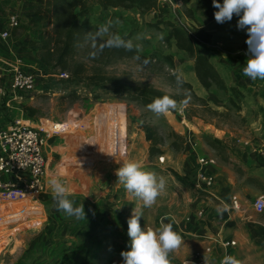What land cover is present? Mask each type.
Instances as JSON below:
<instances>
[{"label":"rangeland","instance_id":"rangeland-1","mask_svg":"<svg viewBox=\"0 0 264 264\" xmlns=\"http://www.w3.org/2000/svg\"><path fill=\"white\" fill-rule=\"evenodd\" d=\"M87 5L88 23L80 42L74 47V59L85 64L88 73L100 70L108 77L118 78L116 84L96 87L85 79L60 81L57 75L65 72L69 76L70 71L62 70L54 60L48 63L36 54L41 37L53 30V25L36 13L43 6L41 2L3 0L1 3L0 31L12 13L20 15V23L10 31L4 45L0 44V126L5 128L14 120L23 122L48 138V146L44 152L46 198L39 196L17 202L0 200V204L9 205L10 209L0 214V264H109L114 259L120 264V252L126 250L129 239L126 220L131 210L137 208L135 204L141 206V227L145 224L156 227L160 217L170 220V216H175L168 211L172 206L168 205L171 203L168 187L149 208L142 207L139 198L122 185L112 189L117 186L113 167L129 157L146 170L164 177L165 186L168 182L174 184L172 191L183 188L193 194L189 168L197 156H212L216 159V167L231 173L234 192L246 213H254L253 199L264 194V183L260 181L258 171L260 167L264 168V146L256 147L264 139V79L251 80L242 74L247 56V33L236 27L238 17L233 15L224 23H217L215 19L207 21L196 0H182L181 12L176 19L172 10L161 3L159 7L163 10L149 11L122 7L102 10L91 0ZM84 18L80 16L78 20ZM108 21H112L110 33L131 40L138 55L119 57L114 48H104L95 57L89 55L95 50L93 43L97 47L100 44V39L93 41L91 37ZM170 23L182 28L193 40L226 86H235L242 93L240 99H234L238 111L228 104L229 93L214 87L205 89L199 83L193 71V59L168 38ZM195 30L206 32L203 34L207 41L196 38ZM17 59L23 70L34 74L36 89L30 94H19L15 99L9 97L6 67ZM177 70L183 82L191 84V89L184 83L177 86L172 74ZM143 84L173 95L177 107L157 115L132 100L123 89ZM186 96L188 103L182 106L180 101ZM31 111L32 115L29 114ZM118 145L120 150L111 155L109 149ZM251 151L256 152L253 156L256 165L252 164L256 168L252 173L246 166ZM190 152L193 155L188 154ZM159 155L164 157L161 162ZM104 162L107 163L105 168L101 164ZM181 162L190 164L186 174L180 169ZM52 176L70 190L68 198L74 206L82 203L85 217L76 219L57 210L48 184ZM104 178L112 181L107 183V196L103 198L100 194L105 191ZM244 180L246 189L242 187ZM72 184L75 186L71 187ZM114 194L119 199L115 203L117 210H108L104 205H114L111 201ZM176 194V198L182 197L178 192ZM199 205L193 209L200 208ZM202 208L205 214L207 210ZM6 214L9 216L1 218ZM193 220L191 218L180 227L185 229L189 223L187 230L191 231L192 225L196 224ZM245 220L246 226L251 224L255 228V235L258 232L255 230L260 228L249 219ZM252 221L264 223V211L254 215ZM192 234L200 233L187 235ZM200 236L212 243L204 248H214L211 234ZM112 248H119L118 252L112 253ZM240 264H264V248L261 245L246 248V262L242 260Z\"/></svg>","mask_w":264,"mask_h":264},{"label":"clouds","instance_id":"clouds-1","mask_svg":"<svg viewBox=\"0 0 264 264\" xmlns=\"http://www.w3.org/2000/svg\"><path fill=\"white\" fill-rule=\"evenodd\" d=\"M216 9L213 13L217 23L230 21L236 15V27L243 29L247 35L246 60L241 69L242 74L251 80L264 79V0H211ZM112 21L98 27L93 41L100 39L99 47L93 43L95 49L89 53L95 57L104 48H124L132 50L134 45L131 40L124 39L121 35L110 33ZM106 34V35H105ZM177 86L183 84V78L179 71H173ZM188 103L187 96L180 101L182 106ZM177 107V101L170 95L153 97L147 104V108L157 115L167 113ZM115 176L122 187L134 194L142 202V207L149 208L157 196L165 188V179L156 173L146 170L135 160L119 162L115 169ZM55 206L58 211L62 210L68 217L79 219L85 217L82 203L74 206L70 190L55 176L48 180ZM142 217L141 206L131 210L127 218L126 234L128 236L126 250H121L122 260L120 264H169L168 254L175 250L181 243V237L173 230L171 222H165L161 217L158 226L141 227L139 220ZM204 264L206 262L204 261ZM219 264H240L234 256L225 253L219 259Z\"/></svg>","mask_w":264,"mask_h":264},{"label":"built area","instance_id":"built-area-1","mask_svg":"<svg viewBox=\"0 0 264 264\" xmlns=\"http://www.w3.org/2000/svg\"><path fill=\"white\" fill-rule=\"evenodd\" d=\"M3 0H0V6ZM159 3L168 8L175 19L181 12L180 6L182 0H157ZM18 14L12 13L8 16L5 28L0 31V42H5L10 35V31L18 26L20 19ZM182 29V28H181ZM21 61L17 59L12 64H7L6 72L8 77L7 89L10 98H18L19 94H30L36 89V78L34 74L23 70L20 65ZM57 77L59 79L68 78L67 73L60 72ZM3 102V101H1ZM4 103V102H3ZM9 104V101L6 102ZM1 116V114H0ZM48 138L32 126L23 124L18 120H14L11 125L2 128L0 126V200L17 202L26 199L38 198L45 192L46 182V158L45 149L48 146ZM264 161V151L262 152ZM162 155L158 156V161H163ZM216 165V159L212 156H197L194 165L188 172L190 187L193 190L194 198L198 203L207 202L209 200H218L214 193L215 175L213 168ZM30 197V198H29ZM114 205L110 207L117 210L115 197L111 200ZM196 208L194 215L201 218L204 215L203 206ZM230 208L234 210L240 209L238 199L230 196ZM253 211L260 213L264 211V196L257 195L252 201ZM163 217V216H162ZM161 217L158 220V224ZM191 218L186 216L185 222H189ZM171 223L178 229L181 234H189L188 230L180 227V221L170 218ZM149 226V225H146ZM154 227V226H149ZM182 234L179 235L181 240ZM213 242L223 249V254L227 253L226 248L235 244L234 240L223 239L219 234H214ZM213 254V248L206 247L203 250H196L193 254L185 258L181 264H207V256ZM229 254V253H227ZM221 255V256H222ZM220 256V257H221ZM214 264H219V259ZM116 260L110 261L109 264H116Z\"/></svg>","mask_w":264,"mask_h":264},{"label":"trees","instance_id":"trees-1","mask_svg":"<svg viewBox=\"0 0 264 264\" xmlns=\"http://www.w3.org/2000/svg\"><path fill=\"white\" fill-rule=\"evenodd\" d=\"M43 5L36 12L41 14V18L48 24L53 25V30L43 35L36 48V54L42 60L50 63L51 60L62 69L70 71L68 81H82L87 80L96 87H104L106 84H116L119 79L115 77H108L100 70L94 72H87L85 64L74 59V47L80 42L84 30L85 24L88 23L87 19V2L88 0H39ZM95 2L102 10H106L110 7H122L125 9L138 8L143 11L162 9L159 7L157 0H91ZM201 8V15L207 21L214 19L213 13L216 10L211 3V0H196ZM163 10V9H162ZM84 16L82 21L78 18ZM170 29L168 32V38L173 39L174 44L183 52H186L194 61L193 71L199 81V83L205 88L210 89L212 87L229 93L228 104L234 105L238 111L239 106L235 102L236 99L242 97V93L235 86H226L220 74L215 67L209 62L207 57L200 51L198 46L194 44L193 40L180 27L174 24H168ZM206 32L195 30V37L200 40L207 41L204 37ZM208 37V36H207ZM5 42H0L4 45ZM116 55L119 57L136 56L138 55L136 50H125L124 48H114ZM70 65L72 67L70 68ZM59 79V78H58ZM60 81L67 80L59 79ZM113 82V83H111ZM184 85L191 89V84L183 82ZM141 84V83H139ZM128 91V95L132 100H135L147 107V104L151 102L153 97L161 95H173L162 92L154 87L143 84L141 86H134L132 89L123 88ZM116 92L119 89H115ZM120 92H122L120 90ZM119 92V93H120ZM175 99V98H174ZM28 110V108H25ZM214 113L220 114L214 110ZM30 115L33 114L31 111ZM46 194H42L40 197L45 199ZM109 204V203H108ZM106 209H110V204H105ZM119 248H112V253H117Z\"/></svg>","mask_w":264,"mask_h":264},{"label":"crops","instance_id":"crops-1","mask_svg":"<svg viewBox=\"0 0 264 264\" xmlns=\"http://www.w3.org/2000/svg\"><path fill=\"white\" fill-rule=\"evenodd\" d=\"M19 19H20V15H19ZM119 146L120 145L116 146L114 149H109V153L113 155L114 152L119 149ZM260 146H264V139L261 140V143L259 145H256V147H260ZM188 154L193 155V152H190ZM254 155H256V152L251 151V153H249L248 155V162L246 163L247 169L249 170L250 173H252V170L256 168L255 166H252V164L256 165L254 163L255 159H253ZM127 160H132V158L129 157L127 158ZM193 162H194V159H193ZM101 164L103 165V166L101 165L103 168L107 167L106 162L101 163ZM189 165L188 163L184 164L183 162H181V167H180L181 171H183V173L186 174L189 168L188 167ZM192 165L193 164H191L190 168L192 167ZM111 166H114V165L111 164ZM118 167L119 165L118 166L116 165L113 168L116 169ZM263 169H264L263 167H260L258 169V171L260 172L259 174L260 181L262 183H264ZM213 172L215 175L214 193L217 195L218 200H214V201L209 200L207 202L198 203L197 200H193L194 194L191 193V190L188 191L187 189L181 188V191H180L178 190L179 188L178 189L175 188V191H172L174 184H172L171 182H168V186H165V187H168V191H170L169 199L171 203H168V205L169 206L172 205L171 210L169 207L168 211L175 214V216H170V218H174L180 221V226H183L185 224L184 218L186 216H188L189 218H193L194 219L193 222H195L196 224L192 225V230L189 231V233L190 232L191 233L196 232L197 234L200 233L198 235L192 234L193 236L181 233L184 240L182 239V243L175 250H172L169 252L168 254L169 264H181V262L185 258L191 256L195 250L201 251L206 245H212V243H210L209 241L204 240L200 236L201 234H205V235L211 234V236H213L214 234H219L221 237H223V239L234 240L235 244L226 248L225 251L229 253L230 255H234L235 257H238L240 261L245 260L246 262V248H256L259 245H261V247L264 248V223H256L252 221L254 215H259L261 214V212L258 214L257 212L255 213V211L254 213L253 212L251 213L250 211L246 213V209L243 208L241 205L240 198L238 197L236 192H234V185H233L234 182L232 179L233 177L231 173H229V171L226 170L225 172V170L219 169L218 165L217 167L215 165L213 168ZM250 173H249V176L252 175ZM105 175H107V173ZM104 179H105V184H106L105 191L104 190L101 191V193L104 192V194H100L101 196H103V198L107 196V192H106V190H108L107 183L110 184L112 181V180H107V178H104ZM114 183L117 186L115 185L112 186V189L114 187H117V188L119 186L121 187V184L118 182L117 179L115 180V178H114ZM74 186L75 184L71 185V187H74ZM242 187L246 189V180L243 181ZM176 192L179 193L178 195L181 194L182 197L177 196L176 198V195H177ZM260 194L264 196L263 193H260ZM231 195H234L238 199L239 204L241 205V209L234 210L230 208L229 200H230ZM114 197H115L116 202H119L118 196L115 195ZM124 198L126 199L125 194H124ZM196 204H201L207 210L204 216L200 219H197L194 215L195 209L193 208L196 206ZM135 207H137L136 204H135ZM251 207H252V203H251ZM9 211H10L9 205L0 204V214H5ZM155 213H156V210H155ZM6 216H9V214H6L4 215V217H1V218L4 219ZM246 218L250 220V223H255L253 225H256L260 228V230H255V231H258L255 235L253 234V230L255 228L252 227L251 224L246 226V220H245ZM165 222L167 223L171 221L166 220L165 218ZM146 225L153 226L151 224H145L144 226ZM172 227H173V230L178 235H181L177 231L178 229L173 224H172ZM189 228H190V224L187 223L185 230ZM102 248H105V246L102 245ZM222 254H223V249L215 244L213 248V254L207 256V264H214V259L215 261H217V259Z\"/></svg>","mask_w":264,"mask_h":264}]
</instances>
